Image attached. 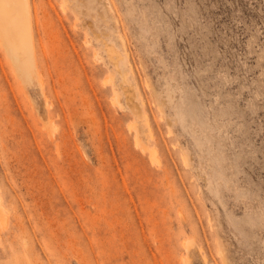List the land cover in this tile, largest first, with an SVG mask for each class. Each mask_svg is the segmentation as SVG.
Returning <instances> with one entry per match:
<instances>
[{"label":"rangeland","instance_id":"1","mask_svg":"<svg viewBox=\"0 0 264 264\" xmlns=\"http://www.w3.org/2000/svg\"><path fill=\"white\" fill-rule=\"evenodd\" d=\"M29 5L39 81L0 50V264H264V0Z\"/></svg>","mask_w":264,"mask_h":264},{"label":"bare ground","instance_id":"2","mask_svg":"<svg viewBox=\"0 0 264 264\" xmlns=\"http://www.w3.org/2000/svg\"><path fill=\"white\" fill-rule=\"evenodd\" d=\"M31 17L29 0H0V50L16 77L24 82L39 81L42 76L37 68ZM3 211L0 197V219L5 216Z\"/></svg>","mask_w":264,"mask_h":264}]
</instances>
